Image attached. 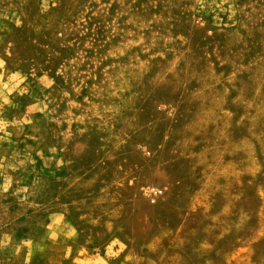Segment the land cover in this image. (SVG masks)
I'll return each instance as SVG.
<instances>
[{
	"label": "rangeland",
	"instance_id": "obj_1",
	"mask_svg": "<svg viewBox=\"0 0 264 264\" xmlns=\"http://www.w3.org/2000/svg\"><path fill=\"white\" fill-rule=\"evenodd\" d=\"M0 264H264V0H0Z\"/></svg>",
	"mask_w": 264,
	"mask_h": 264
},
{
	"label": "built area",
	"instance_id": "obj_2",
	"mask_svg": "<svg viewBox=\"0 0 264 264\" xmlns=\"http://www.w3.org/2000/svg\"><path fill=\"white\" fill-rule=\"evenodd\" d=\"M149 193L151 194H161L162 190L156 187L148 188Z\"/></svg>",
	"mask_w": 264,
	"mask_h": 264
}]
</instances>
